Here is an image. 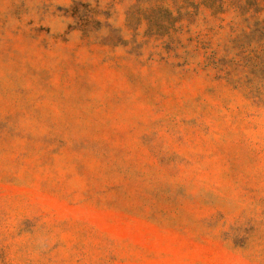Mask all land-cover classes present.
I'll return each mask as SVG.
<instances>
[{
	"label": "rangeland",
	"instance_id": "374dc122",
	"mask_svg": "<svg viewBox=\"0 0 264 264\" xmlns=\"http://www.w3.org/2000/svg\"><path fill=\"white\" fill-rule=\"evenodd\" d=\"M0 264H264V0H0Z\"/></svg>",
	"mask_w": 264,
	"mask_h": 264
}]
</instances>
